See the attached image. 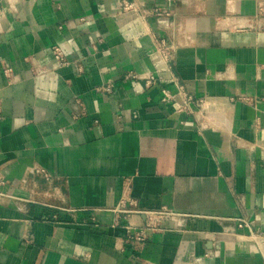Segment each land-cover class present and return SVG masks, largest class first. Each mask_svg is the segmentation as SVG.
Masks as SVG:
<instances>
[{"label": "crops", "instance_id": "crops-1", "mask_svg": "<svg viewBox=\"0 0 264 264\" xmlns=\"http://www.w3.org/2000/svg\"><path fill=\"white\" fill-rule=\"evenodd\" d=\"M263 97L264 0H0V264H264Z\"/></svg>", "mask_w": 264, "mask_h": 264}, {"label": "built area", "instance_id": "built-area-1", "mask_svg": "<svg viewBox=\"0 0 264 264\" xmlns=\"http://www.w3.org/2000/svg\"><path fill=\"white\" fill-rule=\"evenodd\" d=\"M165 44L162 43L160 50L162 52L165 51ZM164 50V51H163ZM55 52V58L59 62L64 61V54L63 50L60 47H56L54 49ZM181 87H177L175 92H171L168 90H162L161 91V101L163 104L167 106L176 107L177 112H184L187 108L188 103L191 102V97H188L182 92ZM262 103L264 105V97L262 98ZM119 213H123L126 215H129L131 213H137V212H129L126 211L123 207H120L118 210ZM148 218V224L145 228L142 229H135L131 227L129 224L124 225V228L126 230V244L128 246H133L137 243H144L148 239L149 233L152 231H156V229L159 228V225L161 221L168 217H177L178 215L172 213L171 211H168L167 209H162L161 211H155V212H145L143 213ZM238 228L244 229L248 228V223L242 219H238ZM250 240L254 243L256 248L258 250H261L264 247V237H258L257 235H254L253 233L250 236Z\"/></svg>", "mask_w": 264, "mask_h": 264}]
</instances>
